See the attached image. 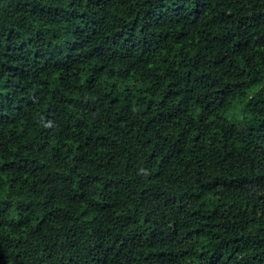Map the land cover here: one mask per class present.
I'll use <instances>...</instances> for the list:
<instances>
[{
	"label": "trees",
	"instance_id": "1",
	"mask_svg": "<svg viewBox=\"0 0 264 264\" xmlns=\"http://www.w3.org/2000/svg\"><path fill=\"white\" fill-rule=\"evenodd\" d=\"M0 264H264V0H0Z\"/></svg>",
	"mask_w": 264,
	"mask_h": 264
}]
</instances>
